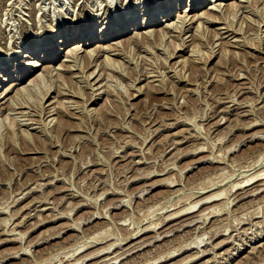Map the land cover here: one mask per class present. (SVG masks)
Wrapping results in <instances>:
<instances>
[{
	"label": "rangeland",
	"instance_id": "obj_1",
	"mask_svg": "<svg viewBox=\"0 0 264 264\" xmlns=\"http://www.w3.org/2000/svg\"><path fill=\"white\" fill-rule=\"evenodd\" d=\"M174 1L0 0V67L25 61L28 41L41 56L68 28L97 35L111 16L119 29ZM246 9L183 33L151 27L163 41L140 42L138 29L120 56L102 51L86 65L81 53L71 71L73 41L15 88L18 71L1 75L0 95L14 90L0 101V264H264V0ZM50 66L27 117L10 113Z\"/></svg>",
	"mask_w": 264,
	"mask_h": 264
},
{
	"label": "bare ground",
	"instance_id": "obj_2",
	"mask_svg": "<svg viewBox=\"0 0 264 264\" xmlns=\"http://www.w3.org/2000/svg\"><path fill=\"white\" fill-rule=\"evenodd\" d=\"M240 1V3H245V6H241L238 2ZM208 2H211V3H213L214 5H212L211 4V6H209L210 8H209V11H206V12H204V13H198V14H193L195 11H198V9H203L204 7H208L206 4L208 3ZM260 2H262V0H238V1H234V2H231L230 1V3H229V0H194V1H190L189 2V4L187 5V7H186V9H184L183 10V15H179L178 13L176 14V12L178 11V10H182V8H180V6L181 5H183L182 3H184V1L183 0H178V2L175 4V1L174 2H172V3H169V4H167V5H165V6H163L159 11H158V14H156L154 11H149V12H147L146 14H145V16H144V18H143V20H142V23H138V22H140V21H138V13H136L135 11H134V13L133 14H131V16H130V18H127L124 22H122V24H119L118 25V27H119V29H117V27L115 26H113V27H111L112 25H114L115 23H116V21H114V19H116L115 17H113V16H111L108 20L106 19L105 21H106V24L105 23H102V25L100 26V28L97 30V35L93 32V29L91 28L90 29V31L88 32V33H83L82 32V30L80 31V34H78V32L77 33H75L76 32V29H72V28H68L67 30H65L64 32H62V33H60V35H57V36H55V35H53V36H51L49 39H47L46 41H44L46 44H43L44 46H48L49 47V49L48 50H43L41 53H42V55L40 56H38V48L37 49H35L34 48V42L33 41H28L29 43V45L31 46V48H32V50L30 51V52H27L26 54H24V56H23V59H25V61H22V60H20V59H15V60H12L11 61V63H13V65H10V62H7V64L5 63V65H3L2 67H0V77H1V75H2V77H1V81L2 82H7V81H9V79L7 78V76H8V72H9V70L11 69V68H13L15 71H18V74L15 76V79H14V81H13V83L11 84L12 86L11 87H18V85H20V84H18V83H22V81H24L23 79H25L26 80V76L27 75H29V74H32L36 69H38V68H40V67H43L44 66V64L45 63H55L56 61H58L59 60V56L61 55V53H60V51L62 50V47H63V45H68V44H70V43H72L73 41H78V44H77V47H71V49H69L68 51H67V53L65 54V56L67 57V58H70V59H65L64 58V62H69V63H72L71 64V66H69V68L71 69V71H74V69H73V67L74 68H76L79 64H80V61H81V56H80V54L81 53H85V55L83 56V64H86V62L87 61H89L90 59H92V58H95L96 59V57L98 56L97 54H99V52H102V51H104V52H106V53H109V54H111V55H113V56H120V53L121 52H119V51H122L121 49H123V48H125L126 47V44L127 43H129L130 45V47H131V44L133 43H130L129 41L127 42V40H129L127 37V39L125 38V40L123 41V39H122V37H125L126 35H128L129 33H132V32H134V31H136V30H142V29H146L147 31H144V32H142L141 31V37L139 36L140 35V33H137V31H136V33L134 34L135 35V37L136 38H138V40H141L140 42H145V43H147L148 41H153V40H161V41H163L164 39H166L167 38V36L169 35V31H175V32H177V31H183V30H185V29H187L188 27H193L192 25L194 24V23H196L197 21H199V20H204L205 19V22H206V20H207V22L209 23L210 21H208V17L210 16L211 17V14H216V13H218V14H220L221 12H224L226 15L229 13V14H234V15H236L238 12H241V10H247L246 8L247 7H250V6H254L255 4L257 5V4H260ZM175 4V5H174ZM228 5V6H227ZM205 8V9H206ZM253 8V7H252ZM208 9V8H207ZM225 9V10H224ZM224 10V11H223ZM248 10H249V8H248ZM258 11V10H257ZM208 13V14H207ZM236 13V14H235ZM243 14H244V12H242ZM175 14L176 15H179L178 16V19H177V21H172V19H174V16H175ZM207 14V15H206ZM210 14V15H209ZM222 14V13H221ZM228 14V15H229ZM209 15V16H208ZM233 15V16H234ZM116 16V15H115ZM206 17H207V19H206ZM212 17H214V16H212ZM219 17V16H218ZM222 17H223V15H222ZM216 17H214V19H215ZM221 18V17H220ZM217 19V18H216ZM224 19V18H223ZM119 20V19H118ZM176 20V19H175ZM210 20V19H209ZM225 20V19H224ZM224 20H222V21H224ZM214 22H211V23H216V22H218L219 20H213ZM221 21V20H220ZM227 22V21H226ZM162 23H164L165 25V28H166V30H168V35H167V33H160V32H158V30H151V27H153V26H157V25H160V24H162ZM220 23V22H219ZM228 23H230V22H228ZM228 23H225L224 25L226 26V24L227 25H229ZM261 23V22H260ZM117 24V23H116ZM202 23H200V25H201ZM121 25H123V26H121ZM200 25H199V27H200ZM232 25V24H231ZM247 26V25H246ZM255 26H257V25H255ZM222 27H224V26H222ZM248 27V26H247ZM114 30H113V29ZM230 28V30H231V27H229ZM249 28V27H248ZM260 28V27H259ZM81 29H83V28H81ZM153 29H154V27H153ZM233 29V28H232ZM217 30V29H216ZM220 31L219 32H217L218 33V37H221L222 35H225L226 34V32L225 33H222V31H224L225 30V28H220L219 29ZM213 31V30H212ZM227 31V30H226ZM241 31V30H240ZM235 32H238L237 30L235 31ZM180 33V32H179ZM183 33V32H182ZM234 33V32H233ZM239 33V32H238ZM133 34V33H132ZM209 35L210 34H212V36H213V33H208ZM237 34V33H236ZM241 34V33H240ZM247 34V33H246ZM249 34V33H248ZM181 35V34H180ZM195 35V34H194ZM194 35H193V37H194ZM209 35H208V37H209ZM214 35H216V33L214 34ZM227 35V34H226ZM191 36V35H190ZM229 36V35H228ZM56 37H58L59 38V41L57 42V43H59V45H55L54 44V41H55V38ZM73 37V38H72ZM174 37V36H173ZM210 37H211V35H210ZM216 37V36H215ZM61 38V39H60ZM119 38H121L122 39V41L120 42V40H119V42H115V41H113V40H117V39H119ZM179 38V37H178ZM214 38V37H213ZM212 38V39H213ZM131 39H132V35H131V38H130V41H131ZM180 39V38H179ZM210 39V38H209ZM224 39V38H223ZM228 39V38H227ZM133 40H136V39H133ZM193 40V39H192ZM247 40V39H246ZM113 41V43H111ZM154 41V42H155ZM48 42V43H47ZM151 42H149V43H151ZM180 42V41H179ZM238 42H240V41H238ZM104 44V43H111V44H109V45H106V46H104V45H101V44ZM182 43V42H181ZM181 43H179V45H181ZM215 43V42H214ZM226 43V42H225ZM95 44H99L96 48H94V49H90V50H88L90 47H94L95 46ZM247 44V43H246ZM177 45V44H176ZM185 45V44H184ZM242 45V44H241ZM128 46V45H127ZM133 46V45H132ZM135 46H137V45H135ZM247 46V45H246ZM47 47V48H48ZM166 47V46H165ZM238 47V46H237ZM114 48H117V49H119V50H117V49H114ZM240 48V47H239ZM144 49V48H143ZM134 50H135V48H134ZM125 51V50H124ZM51 52V53H50ZM114 52V54H112ZM117 54H116V53ZM125 52H127V51H125ZM196 52V51H195ZM40 53V54H41ZM50 53V54H49ZM37 54V55H36ZM122 55V54H121ZM100 56V55H99ZM196 56V55H195ZM12 57V56H11ZM36 58H38L37 60H36ZM121 58H122V56H121ZM140 59V58H139ZM94 60V59H93ZM125 60V59H124ZM203 60V59H202ZM17 61V62H16ZM114 61V60H113ZM193 61V60H192ZM197 62V61H196ZM88 63V62H87ZM113 63V62H112ZM90 63H88V64H86V65H89ZM125 64V63H124ZM6 65H9V66H6ZM146 65V64H145ZM47 66H49V65H47ZM80 66V65H79ZM7 67V68H6ZM85 67V66H84ZM49 68V67H48ZM50 68H51V70L50 71H48L47 72V74L45 73H43V74H38V76H35V78H33L32 77V80L29 82L28 81V83H29V85H28V88H27V90H24L23 89V96H20V94H19V97L17 96L16 98V100H14V101H12V103H11V108L10 109H8L9 110V112L10 113H12V114H14V115H18V117L21 115V116H26L27 117V112H23V109H25V108H27V109H29L30 107H28V105H26L27 104V102L29 101V100H27L26 98L27 97H29L30 95H31V93H33V92H35V88H36V86L38 85V83L40 82V83H43V82H46L47 80L48 81H51V79L53 78V69H54V67H51L50 66ZM53 68V69H52ZM56 69V68H55ZM54 69V70H55ZM57 70H62L61 68H57ZM19 71H21V72H19ZM64 71V70H63ZM81 71V70H80ZM82 72V71H81ZM93 72H95V71H93ZM92 72V73H93ZM23 73H25V74H23ZM96 73V72H95ZM150 73V72H149ZM59 75V74H58ZM62 75V74H61ZM92 75H94V73L92 74ZM92 75H90L91 77H89V78H86L87 80H90L91 78H92ZM99 75V74H98ZM86 77V76H85ZM101 77V76H100ZM75 79L76 78H81V77H78V76H75L74 77ZM29 79H31V78H29ZM78 80V79H77ZM106 81H107V79H106ZM78 82H81L82 83V79H79L78 80ZM88 82V81H87ZM27 84V83H26ZM108 84V83H107ZM90 85V84H89ZM64 86H65V84H64ZM67 86V85H66ZM65 86V88L67 89L68 88V86L66 87ZM14 88H12V90H6L5 91V95L3 96V95H0V101L1 100H3V99H5L6 98V96H7V93L9 92V91H13L14 90ZM64 88V87H63ZM62 88V89H63ZM68 90V89H67ZM93 90V89H92ZM19 91H20V89H19ZM67 94V93H66ZM74 97V96H73ZM29 99V98H28ZM99 99V98H98ZM11 99L9 98V99H7V101L6 102H8V101H10ZM93 100H97V98H94ZM92 100V101H93ZM30 103V102H29ZM28 103V104H29ZM63 103V102H62ZM4 104V103H3ZM1 105L2 104H0V109H1ZM40 105V104H39ZM42 105V104H41ZM30 106H34V105H30ZM32 107H31V109H32ZM40 108L42 107V106H39ZM38 107V108H39ZM45 107V106H44ZM70 107V106H69ZM9 108V107H8ZM39 108V109H40ZM73 108V107H72ZM71 107H70V109H72ZM42 109V108H41ZM41 109H40V111L39 112H41ZM49 109V108H48ZM3 110V109H2ZM20 110V111H19ZM45 110H47V109H45ZM44 111V110H43ZM54 110L52 109V110H50L48 113H50V112H53ZM8 112V113H9ZM47 112V111H46ZM45 112V113H46ZM2 113V112H1ZM29 113V112H28ZM34 113H35V110H34ZM44 113H42V115H43ZM51 114V113H50ZM29 115H30V113H29ZM39 115H40V113H39ZM8 116H9V114H8ZM11 116V115H10ZM30 116H32V115H30ZM41 116V115H40ZM47 116V115H46ZM12 117V116H11ZM15 117V119L14 120H16V122H18L17 121V119H16V116H14ZM50 117H51V115H50ZM8 118H10V117H8ZM28 118H29V116H28ZM42 118H44L43 116H42ZM21 119V118H20ZM30 119H33V118H30ZM35 119V118H34ZM13 120V119H12ZM39 120V119H38ZM48 120V119H47ZM2 121V120H1ZM3 121H5V120H3ZM21 121H23V120H21ZM27 121V120H26ZM25 121V123L26 124H28L27 122ZM15 122V124H17ZM20 122V121H19ZM46 122V121H45ZM48 122V121H47ZM70 122V121H69ZM4 123V122H3ZM6 123V122H5ZM21 123V122H20ZM23 123V122H22ZM21 123V124H22ZM30 123H31V121H30ZM29 123V124H30ZM32 123H34V122H32ZM31 123V124H32ZM37 123V122H36ZM41 123V122H40ZM68 123V122H67ZM2 123L0 122V125H1ZM28 124V125H29ZM23 125V124H22ZM27 125V126H28ZM4 126V125H3ZM6 126V125H5ZM26 126V127H27ZM47 126V125H46ZM66 126V125H65ZM2 127V126H1ZM7 129L9 128V127H6ZM6 128H5V130H6ZM16 128H19V126L18 127H16ZM19 129H21V128H19ZM37 129V128H36ZM34 130V129H33ZM7 131V130H6ZM9 132L7 133L8 135H9V133H10V130H8ZM16 132H15V134L17 133V135L19 136V134H18V132H17V130H15ZM21 131V130H20ZM24 131V130H23ZM26 131V130H25ZM28 131V130H27ZM26 131V132H27ZM41 131V130H40ZM44 131V130H43ZM22 132V131H21ZM38 132V131H37ZM20 133V132H19ZM26 134V133H25ZM29 134V133H28ZM49 134V133H48ZM46 135V136H51V135ZM5 135V134H4ZM11 135V134H10ZM14 135V134H13ZM17 135H15V137H17ZM34 136H35V134H33ZM22 137H23V139H25L24 137H26V136H23V134L21 135ZM21 136H19V137H21ZM31 136V134L30 135H27V138H29V137ZM40 136V135H39ZM7 138L8 137H14V136H6ZM5 137V138H6ZM18 137V138H19ZM21 137V138H22ZM5 138H4V140L3 141H6L5 140ZM20 138V139H21ZM26 138V139H27ZM33 138V137H32ZM32 138H30V139H32ZM39 138V137H38ZM41 138V137H40ZM39 138V140H41ZM52 138V137H51ZM50 137H49V139H51ZM19 139V140H20ZM22 139V140H23ZM45 139V138H44ZM48 139V138H47ZM48 139V140H49ZM8 140V139H7ZM34 140V139H33ZM35 140H36V137H35ZM43 140V139H42ZM52 140V139H51ZM14 141V138H13V140L11 141V142H13ZM16 141H18V140H15L14 142L15 143H17ZM24 141V140H23ZM25 141H27V140H25ZM7 142V141H6ZM22 142V141H21ZM39 141L37 140V143H38ZM41 142V141H40ZM43 142V141H42ZM24 143H26V142H24ZM3 144V143H2ZM19 144V143H18ZM23 144V143H22ZM30 144V143H29ZM28 144V145H29ZM45 144V143H44ZM4 145L7 147V145H6V143H4ZM9 145H11V147H12V144H9ZM16 145V144H15ZM15 145H13V146H15ZM20 145H21V143L19 144V146L18 147H20ZM5 146H2V147H5ZM24 147L26 146V148H28L29 146H27L26 144H24L23 145ZM11 147H9V149L11 148ZM18 147H16L17 149H18ZM13 148V147H12ZM16 148H14L15 149V151H16ZM21 148V147H20ZM19 148V149H20ZM25 148V149H26ZM5 149V148H4ZM25 149H22L23 151L25 150ZM29 149V148H28ZM7 150V149H6ZM21 150V151H22ZM8 151V150H7ZM13 151V150H12ZM19 151V150H18ZM0 158H1V156H0ZM262 175V174H261ZM259 177V176H258ZM261 177H263V175L261 176ZM255 178V177H254ZM254 178H253V180H254ZM251 180L252 179H250V180H248V182H251ZM260 180H263V178H261ZM247 182H245V184H246ZM243 184V183H242ZM241 187V186H240ZM221 195V194H220ZM219 197V195H216V196H211V197H209V198H207L208 200L210 199H213V198H218ZM195 208V206H193V207H191L190 208V210L191 209H194ZM137 234V233H136ZM117 260V259H116ZM79 261V260H78Z\"/></svg>",
	"mask_w": 264,
	"mask_h": 264
}]
</instances>
